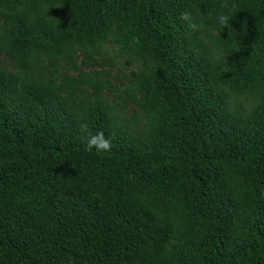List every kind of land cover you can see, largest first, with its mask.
<instances>
[{
  "label": "trees",
  "instance_id": "trees-1",
  "mask_svg": "<svg viewBox=\"0 0 264 264\" xmlns=\"http://www.w3.org/2000/svg\"><path fill=\"white\" fill-rule=\"evenodd\" d=\"M0 264H264V0H0Z\"/></svg>",
  "mask_w": 264,
  "mask_h": 264
},
{
  "label": "clouds",
  "instance_id": "clouds-1",
  "mask_svg": "<svg viewBox=\"0 0 264 264\" xmlns=\"http://www.w3.org/2000/svg\"><path fill=\"white\" fill-rule=\"evenodd\" d=\"M180 18L188 22L189 28L193 30H199L200 28L203 27L202 24H199L192 19V13L187 10L180 14ZM217 21L220 25L227 27L229 23V16L226 14H220L217 17ZM80 130L87 137L86 149L88 151H93V149L97 153L111 151V147H112L111 141L104 136L103 132H97L96 134H91L88 132V126L86 124H82L80 126Z\"/></svg>",
  "mask_w": 264,
  "mask_h": 264
},
{
  "label": "rangeland",
  "instance_id": "rangeland-1",
  "mask_svg": "<svg viewBox=\"0 0 264 264\" xmlns=\"http://www.w3.org/2000/svg\"><path fill=\"white\" fill-rule=\"evenodd\" d=\"M116 48L115 44H112V46L106 47V54L110 55L113 60V65L110 68H107V65L105 63L102 64H95V68H98L99 66L103 65L105 68L108 69L110 80L113 81L114 76H117L119 79L121 78L123 73H128L129 71L133 70L135 68V62L129 61L128 58L123 56H116L113 58V52L112 49ZM104 54L100 53L99 57Z\"/></svg>",
  "mask_w": 264,
  "mask_h": 264
}]
</instances>
